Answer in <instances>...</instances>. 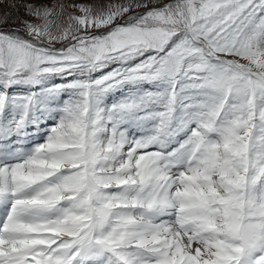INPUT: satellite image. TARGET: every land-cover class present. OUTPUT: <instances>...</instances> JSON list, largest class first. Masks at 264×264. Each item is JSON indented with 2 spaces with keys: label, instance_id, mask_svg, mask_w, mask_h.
I'll use <instances>...</instances> for the list:
<instances>
[{
  "label": "snow or ice",
  "instance_id": "6c2138e0",
  "mask_svg": "<svg viewBox=\"0 0 264 264\" xmlns=\"http://www.w3.org/2000/svg\"><path fill=\"white\" fill-rule=\"evenodd\" d=\"M24 8L0 28V264H264V0Z\"/></svg>",
  "mask_w": 264,
  "mask_h": 264
},
{
  "label": "rangeland",
  "instance_id": "374dc122",
  "mask_svg": "<svg viewBox=\"0 0 264 264\" xmlns=\"http://www.w3.org/2000/svg\"><path fill=\"white\" fill-rule=\"evenodd\" d=\"M51 2L52 0H0V27L20 28L21 19H30V17L25 16V4H39ZM111 2L118 4L124 2V0H111ZM152 2L156 3L157 0H152ZM5 17H7V23L3 22ZM115 95L118 96L119 93H116ZM114 98V96H109V102ZM47 123H51V121H47L46 124Z\"/></svg>",
  "mask_w": 264,
  "mask_h": 264
},
{
  "label": "water",
  "instance_id": "95a60500",
  "mask_svg": "<svg viewBox=\"0 0 264 264\" xmlns=\"http://www.w3.org/2000/svg\"><path fill=\"white\" fill-rule=\"evenodd\" d=\"M2 28H5V27H2ZM6 29H8V28H6Z\"/></svg>",
  "mask_w": 264,
  "mask_h": 264
}]
</instances>
